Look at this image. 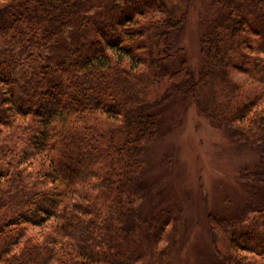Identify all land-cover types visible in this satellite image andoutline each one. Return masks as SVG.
I'll list each match as a JSON object with an SVG mask.
<instances>
[{
  "label": "trees",
  "instance_id": "1",
  "mask_svg": "<svg viewBox=\"0 0 264 264\" xmlns=\"http://www.w3.org/2000/svg\"><path fill=\"white\" fill-rule=\"evenodd\" d=\"M190 2L0 0V264H167L181 213L147 212L146 176L172 101L256 152L264 187V0L216 1L198 72ZM209 224L214 264H264V194Z\"/></svg>",
  "mask_w": 264,
  "mask_h": 264
},
{
  "label": "rangeland",
  "instance_id": "2",
  "mask_svg": "<svg viewBox=\"0 0 264 264\" xmlns=\"http://www.w3.org/2000/svg\"><path fill=\"white\" fill-rule=\"evenodd\" d=\"M216 1L191 0L176 41L196 72L202 66V36ZM258 160L256 152L238 149L213 127L195 104L172 101L166 105L159 135L148 153L146 180L152 191L146 210L181 213L176 247L167 264L215 263L210 216L231 218L248 202L257 203L264 187L243 179V171Z\"/></svg>",
  "mask_w": 264,
  "mask_h": 264
}]
</instances>
